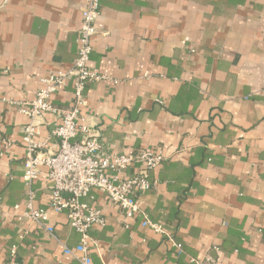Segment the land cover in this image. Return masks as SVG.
I'll return each mask as SVG.
<instances>
[{
	"label": "crops",
	"instance_id": "crops-1",
	"mask_svg": "<svg viewBox=\"0 0 264 264\" xmlns=\"http://www.w3.org/2000/svg\"><path fill=\"white\" fill-rule=\"evenodd\" d=\"M87 1L0 0L1 96L31 100L43 77L72 66ZM97 29L90 65L108 78L88 83L84 113L109 151L164 152L138 200L182 248L93 190L83 200L107 224L94 230L91 264H264V0H100ZM71 100L70 83L52 97L60 109ZM61 121L37 119L43 151L58 149ZM30 122L0 102V264L15 244L20 264H80L66 212L50 210L45 226L18 220ZM46 174L31 188L48 209Z\"/></svg>",
	"mask_w": 264,
	"mask_h": 264
},
{
	"label": "built area",
	"instance_id": "built-area-1",
	"mask_svg": "<svg viewBox=\"0 0 264 264\" xmlns=\"http://www.w3.org/2000/svg\"><path fill=\"white\" fill-rule=\"evenodd\" d=\"M99 14L100 0H88L82 11V23L77 37L79 48L74 63L67 69L53 71L43 77V86L36 91L33 99L8 100L0 95V102L14 104L31 119L23 134L26 147L23 179L28 187L27 205L18 220L28 218L45 226L50 210L66 212L70 225L80 234L78 252L68 251L80 264H91V250L97 246L98 241L94 230L107 224L103 210L83 200L93 190L101 191L110 202L119 207L127 219L142 214L148 227L156 233L165 234L177 248H182V244L175 242L161 223L146 215L138 200L139 193L154 186L150 173L165 160L164 152L149 147L132 153L109 151L93 130L88 115L84 113L88 105L85 93L88 83L108 78L105 73L90 65L93 43L98 33ZM69 83L72 87V100L68 107L60 109L53 104L52 97L63 91ZM47 112L62 117L61 123L52 130L59 139V147L54 152L43 151L45 144L37 140L39 131L36 121ZM134 164H138V171L122 176ZM42 167L47 168L46 175L50 184L48 209L35 205V195L31 188ZM23 237L24 235L20 236L21 239ZM16 257L15 244L10 249L7 264H20ZM191 261L196 259L191 258Z\"/></svg>",
	"mask_w": 264,
	"mask_h": 264
}]
</instances>
